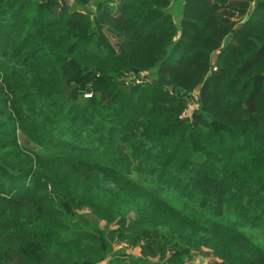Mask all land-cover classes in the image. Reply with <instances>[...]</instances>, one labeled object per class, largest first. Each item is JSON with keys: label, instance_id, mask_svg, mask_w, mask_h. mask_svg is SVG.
I'll return each mask as SVG.
<instances>
[{"label": "trees", "instance_id": "1", "mask_svg": "<svg viewBox=\"0 0 264 264\" xmlns=\"http://www.w3.org/2000/svg\"><path fill=\"white\" fill-rule=\"evenodd\" d=\"M182 3L0 0V264H264V0Z\"/></svg>", "mask_w": 264, "mask_h": 264}, {"label": "rangeland", "instance_id": "2", "mask_svg": "<svg viewBox=\"0 0 264 264\" xmlns=\"http://www.w3.org/2000/svg\"><path fill=\"white\" fill-rule=\"evenodd\" d=\"M172 12L174 13V15L176 17H178V15L180 14L181 11L177 15H176L174 10H172ZM193 109H194V105L192 104L191 107L189 108V110L186 112L185 117H189L192 114ZM194 264H209V263H208L207 259L203 258L200 260V262H195Z\"/></svg>", "mask_w": 264, "mask_h": 264}, {"label": "water", "instance_id": "3", "mask_svg": "<svg viewBox=\"0 0 264 264\" xmlns=\"http://www.w3.org/2000/svg\"><path fill=\"white\" fill-rule=\"evenodd\" d=\"M182 0H173L172 9L175 11L176 15L182 10Z\"/></svg>", "mask_w": 264, "mask_h": 264}]
</instances>
